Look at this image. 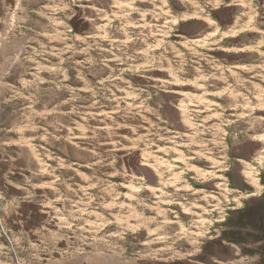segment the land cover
I'll return each instance as SVG.
<instances>
[{
	"label": "rangeland",
	"instance_id": "rangeland-1",
	"mask_svg": "<svg viewBox=\"0 0 264 264\" xmlns=\"http://www.w3.org/2000/svg\"><path fill=\"white\" fill-rule=\"evenodd\" d=\"M0 264H264V0H0Z\"/></svg>",
	"mask_w": 264,
	"mask_h": 264
}]
</instances>
